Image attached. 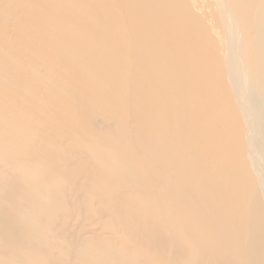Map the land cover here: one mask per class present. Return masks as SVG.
I'll return each instance as SVG.
<instances>
[{
	"label": "bare ground",
	"instance_id": "1",
	"mask_svg": "<svg viewBox=\"0 0 264 264\" xmlns=\"http://www.w3.org/2000/svg\"><path fill=\"white\" fill-rule=\"evenodd\" d=\"M0 264H264V0H0Z\"/></svg>",
	"mask_w": 264,
	"mask_h": 264
}]
</instances>
